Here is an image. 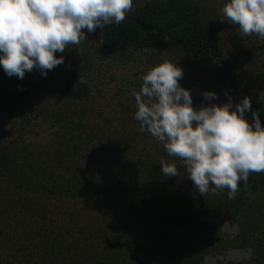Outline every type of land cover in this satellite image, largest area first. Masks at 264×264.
<instances>
[{
  "label": "trees",
  "instance_id": "obj_1",
  "mask_svg": "<svg viewBox=\"0 0 264 264\" xmlns=\"http://www.w3.org/2000/svg\"><path fill=\"white\" fill-rule=\"evenodd\" d=\"M225 3L133 0L119 25L56 53L65 63L47 76L33 69L19 79L0 67V264H203L218 237L211 215H237L239 239H264V173L240 181L233 199L228 189L203 197L183 162L140 131L143 80L92 77L106 79L117 61L145 73L178 63L194 107L248 96L264 126V38L221 21ZM259 64L258 74L249 68ZM105 82L124 83L113 100ZM208 90L216 101H204ZM47 130L48 143L34 140ZM161 160L177 165V177L163 174Z\"/></svg>",
  "mask_w": 264,
  "mask_h": 264
},
{
  "label": "clouds",
  "instance_id": "obj_2",
  "mask_svg": "<svg viewBox=\"0 0 264 264\" xmlns=\"http://www.w3.org/2000/svg\"><path fill=\"white\" fill-rule=\"evenodd\" d=\"M132 7L133 0H0V67L19 79L33 69L47 76L65 63L56 53L80 45L97 28L119 25ZM221 11L220 20L237 25L243 35L264 38V0H226ZM183 75L178 63L154 65L135 93L134 118L141 132L151 134L169 156L183 162L203 197L210 190L228 189L233 199L240 181L247 183L250 173H264L259 110L252 109L248 96L235 104L229 97L225 103L194 107L191 90L179 82ZM203 99L216 101L218 94L208 90ZM250 111L252 122L245 116ZM159 163L164 175L177 177L175 163Z\"/></svg>",
  "mask_w": 264,
  "mask_h": 264
},
{
  "label": "rangeland",
  "instance_id": "obj_3",
  "mask_svg": "<svg viewBox=\"0 0 264 264\" xmlns=\"http://www.w3.org/2000/svg\"><path fill=\"white\" fill-rule=\"evenodd\" d=\"M221 17H222V15H221ZM221 17H220V19H221ZM213 19H214V17H213ZM215 20H217V19H215ZM216 25H217V23H216ZM217 28L215 30H217ZM222 28L223 27H221V30H222ZM253 36H256V34H252V37ZM258 38H259L258 41L262 42V40H261L262 37H258ZM145 56L146 55H143V56H140L139 58H142V57H145ZM200 58L201 57H198V56L195 57V59H198V60ZM112 64L115 65V61H113ZM115 67H116L115 69L112 67V70L108 72V74L106 76L107 77L106 79H104L103 74H101V76H98L97 74H99V73H97V72H94L95 75L93 74L92 77L95 80H97L98 82H100L101 80H104V81L118 80V81H125L126 82L127 80H129L131 78L135 79L136 81L137 80H143L142 78L146 74L144 72V70H145L144 68H142V67L137 68V63L134 64V62H132L130 60L129 61H123V62L117 61ZM152 67H153V64H151L150 67H147V68L150 70ZM249 68L252 70V72H256L257 74H258V70H259V72L262 70L260 64L257 65V66H249ZM133 71L139 72V74H137V76H135L134 78L132 77ZM111 72H112L113 79H110L111 78ZM104 84L106 86L105 87V91H106L105 93H107L109 95L108 98L110 97L112 100L114 99L113 97H111L112 96L111 94H113V92H114L113 89H116L117 86L124 85V83H120L119 84L117 82H105ZM50 139H51V137H50V134L48 133V130L45 131L43 134H41L40 137H35L34 138V140H36L37 142H43L44 144L48 143L50 141ZM262 174L263 173H259L257 176L258 177H262ZM222 216L224 217V219L227 220V222L229 224L228 226L212 223L210 221H208V222L210 224H212V226L214 228V231L217 233V236H218L217 239H216V243L214 245V246H216L214 248V250L216 249L217 251L218 250L229 251V250H232V248H235V247H233L234 243L230 242L229 236H230V234L233 235V233L237 232L238 230L240 231L241 226H242V223H241L242 221L240 219H237L238 218L237 215L235 217L229 216L227 214H224ZM232 218H234V219L232 220ZM234 224H238L239 225V227L237 229H235V230H234V227H233ZM234 242L237 243V244H239L240 242H243L245 244H247V243L253 244L252 242H255V241H252V240L248 241L246 239H239L238 238V240H235ZM216 257L217 256L214 255L213 249H211L209 252L206 253L203 264H219L218 259ZM258 258H261V261L264 262V251H263V253H261V255ZM263 262H261V263H263Z\"/></svg>",
  "mask_w": 264,
  "mask_h": 264
},
{
  "label": "flooded vegetation",
  "instance_id": "obj_4",
  "mask_svg": "<svg viewBox=\"0 0 264 264\" xmlns=\"http://www.w3.org/2000/svg\"><path fill=\"white\" fill-rule=\"evenodd\" d=\"M233 219L234 218H232V220ZM242 230H243V226H241L240 231L238 230L237 232H234L233 235L230 234L229 236V240L230 242L234 243L233 247L235 248H232V250H229V251H226V250L217 251L216 249L213 250L214 255L217 256L216 258L218 259L219 264H248L250 262L253 263V261H255L257 257H259L261 253H263V250H262V248L264 247L263 238H259L258 240H256L255 244H248V243L245 244L242 242L237 244L234 242L235 240H238V237L241 235ZM255 235H257V233ZM234 249H241L242 254H247V255L239 256L237 253L233 252ZM230 253H234V254H230ZM229 254L231 255V257L229 258L226 257L224 260L220 259L221 256H228Z\"/></svg>",
  "mask_w": 264,
  "mask_h": 264
},
{
  "label": "water",
  "instance_id": "obj_5",
  "mask_svg": "<svg viewBox=\"0 0 264 264\" xmlns=\"http://www.w3.org/2000/svg\"><path fill=\"white\" fill-rule=\"evenodd\" d=\"M205 219L207 221H210L212 223H216V224H221V225H225V226H228V222L226 219H224V217L221 215V216H206ZM234 230L237 229L239 227L238 224H234ZM233 252L237 253L239 256H242V255H247V254H242V250L241 249H234ZM230 254H234V253H230ZM228 255V256H221L220 259L221 260H224L226 257L229 258L231 257V255Z\"/></svg>",
  "mask_w": 264,
  "mask_h": 264
}]
</instances>
